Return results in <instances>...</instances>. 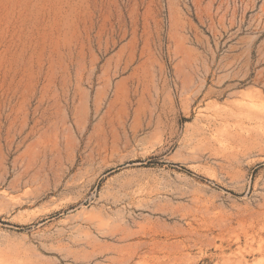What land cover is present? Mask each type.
<instances>
[{
	"label": "rangeland",
	"instance_id": "374dc122",
	"mask_svg": "<svg viewBox=\"0 0 264 264\" xmlns=\"http://www.w3.org/2000/svg\"><path fill=\"white\" fill-rule=\"evenodd\" d=\"M0 264H264V0H0Z\"/></svg>",
	"mask_w": 264,
	"mask_h": 264
}]
</instances>
